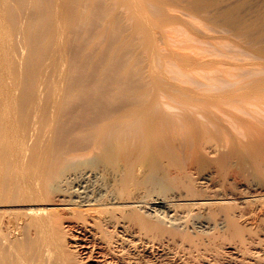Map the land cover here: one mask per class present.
<instances>
[{
	"label": "rangeland",
	"instance_id": "obj_1",
	"mask_svg": "<svg viewBox=\"0 0 264 264\" xmlns=\"http://www.w3.org/2000/svg\"><path fill=\"white\" fill-rule=\"evenodd\" d=\"M168 1L176 7L143 6L142 0H0V206L14 224L12 245L0 240V264H33L38 258L42 234L25 225L22 192L39 187L36 179L49 167L52 142L61 151L85 150L103 142L114 123L120 128L110 162L126 166L125 154L150 146L159 166L170 169H158L160 188L198 191L212 173L211 181L224 192L258 187L264 194L262 0L249 11ZM252 94L262 95L256 107L248 102ZM96 160L110 163L103 154ZM234 211L230 206L211 212L212 221L219 212L227 216L223 234L209 233L215 238L191 230L179 234L189 250L184 264H264V208L245 205L242 218ZM78 215H67L54 230L63 255L53 251L49 264L68 256L73 264H108L86 258L91 253L83 249ZM103 248L92 254H103ZM149 258L146 263H162Z\"/></svg>",
	"mask_w": 264,
	"mask_h": 264
},
{
	"label": "bare ground",
	"instance_id": "obj_2",
	"mask_svg": "<svg viewBox=\"0 0 264 264\" xmlns=\"http://www.w3.org/2000/svg\"><path fill=\"white\" fill-rule=\"evenodd\" d=\"M5 2L6 1H3L2 4ZM256 2L261 3L259 0H190L188 6L191 8L204 9L212 6L224 5L227 9L232 11H244L247 8L252 9L255 7ZM260 3H258L257 6H259ZM261 4L264 5L263 0ZM141 5L155 8L164 6L171 8L176 7V3H171L168 0H142ZM256 9H258V7ZM251 30L254 31V27L251 28ZM258 93H260V91ZM259 95L262 96L261 94H258V96ZM250 96L248 95L246 97ZM255 96H257V94H255ZM246 97H242V99H246ZM257 97L253 99L252 94L251 98L253 100L249 98L248 100L250 101L248 102H254V100L257 99L258 103H260L258 99L260 97ZM243 101V103L247 102L245 100ZM248 102L246 104L250 105ZM258 103L254 102V107H256ZM262 114L264 115V111ZM125 126L128 127V122L125 123ZM117 128H120L117 123L112 124L108 132L106 131L107 133L102 137L103 142L93 144L81 151H61L58 142H52L45 161L46 165L49 164V167L45 166V170L38 175L39 180L36 179L39 187H29L26 193L25 191L22 192L26 203H28L26 204L27 208H25V214L28 216L25 219V225L29 228H33L35 234H42L37 253L38 258L33 264H42V259L44 258L47 259L46 262L49 264L53 251L59 254L62 250V247L60 248L61 241H59V238L56 239L54 230L63 225L67 215H74L76 218L77 214H79L78 221L81 220V225H83V228L79 226V228L83 230L82 236L84 237V242L82 241V243L85 244L83 245V249H90L89 253H91V255H87L88 257L85 256L90 259V261L96 259V262H107L108 264H147L148 262H145V260H147L145 258L153 256L155 260L162 262L161 264H184L189 250L186 248L187 245H184L186 240H179L180 237H182L179 234L183 230H187L188 232L191 230L190 233L193 232L199 237L206 234L209 236L212 230L217 229L220 231L225 229L228 225L227 216L222 212L217 213L213 221L210 219V216H212L211 212L216 208L222 209L231 206L235 209L234 216L239 218L243 217L240 211L244 209L245 205L252 204L257 208H264V194L261 193L258 187L253 188L249 193H227L224 192L221 187H217L216 183L211 181L212 173L202 178L203 182L200 183L201 187H199L200 189L198 191L191 188L187 190H168L162 186L160 188L158 186L160 184L156 180V174L162 165L159 166L157 154L149 150L150 146H146L147 150H130V154H125V156H123L124 159H128V164L121 167L117 166L116 163H112L109 160L114 158V155L111 154L110 147L113 144L112 140L116 134ZM120 136L125 137L126 135L120 133L119 137ZM125 139L127 138L125 137ZM99 154H103V157L107 158L110 163L98 162L96 157ZM67 155L68 157H66ZM55 159L56 161H54ZM62 160L66 161V163L64 164ZM128 168L132 169L128 171ZM160 169L166 170L169 168L162 166ZM134 175L137 176V181H133ZM2 208L3 207L0 206V240L2 239V243L8 241L11 246L14 239L11 240L10 236L14 233V224L8 219V210ZM22 229L23 228H19L15 233L17 234L22 231ZM218 231L214 233L212 231V233L215 234ZM220 232L223 234L222 231ZM181 234H183V232ZM221 234L219 235L221 236ZM210 236L216 237L212 234ZM223 236L224 235L220 238L222 239ZM184 238H187L185 234ZM192 238L193 237L190 239ZM181 239H183V237ZM216 240L214 243L218 242V240ZM222 240H224V238ZM227 241L225 242L228 243ZM194 242L198 244V240ZM201 242L202 238L201 241L199 240V243ZM188 243L191 244V241ZM195 243L194 247L198 248L199 245L196 247ZM101 246L104 247L103 249H105V252L102 251L103 254L101 253L98 255L97 252H94L93 255L92 252ZM206 247L208 248V246ZM201 248L204 249L205 247L201 246ZM194 249H192V251ZM224 249L227 250V246ZM15 250L19 253L16 247ZM203 251L205 253V250ZM206 251L208 252L209 250L206 249ZM210 252L211 251H209V253ZM192 253L194 254L195 252ZM238 253H236V255ZM60 254L63 255L61 252ZM196 254H198V252L195 253V255ZM212 254L214 255L215 253L213 252L210 255ZM80 256L82 257V255ZM247 256L248 255L245 257ZM251 256L249 255L248 257L253 259ZM189 257L191 258L192 255ZM216 257H218L217 254ZM194 258H196V256ZM204 258H202V260ZM262 258L260 257V259ZM256 259L257 258H255V260ZM188 260L190 262V259ZM191 260L195 263L196 259L194 260L192 258ZM239 260L240 259H238V261ZM245 260L246 261H243L242 259V262L250 263L249 259L248 261L247 259ZM198 261L199 263L202 262L200 260ZM259 261H257L258 263L256 264H259ZM242 262L241 264H243ZM217 263L218 262L215 264ZM227 263H229L228 260ZM61 264H73L71 257L68 256L63 259Z\"/></svg>",
	"mask_w": 264,
	"mask_h": 264
}]
</instances>
